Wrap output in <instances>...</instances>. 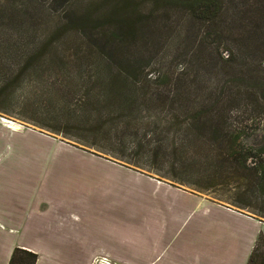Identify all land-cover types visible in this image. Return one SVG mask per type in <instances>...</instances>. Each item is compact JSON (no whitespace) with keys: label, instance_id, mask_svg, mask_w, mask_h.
<instances>
[{"label":"trees","instance_id":"trees-1","mask_svg":"<svg viewBox=\"0 0 264 264\" xmlns=\"http://www.w3.org/2000/svg\"><path fill=\"white\" fill-rule=\"evenodd\" d=\"M262 8L264 0H0V111L11 113L13 101L52 106L67 118L53 131L74 145L224 192L220 200L264 217V123L230 119L247 100L264 108V72L235 68L228 81L226 69L212 81L189 65L218 59L223 72L236 61L223 57L224 44L243 30L263 46ZM176 36V49H186L171 60L158 42ZM54 73L65 76L62 95L45 79ZM37 259L16 247L9 264ZM248 264H264L263 233Z\"/></svg>","mask_w":264,"mask_h":264},{"label":"crops","instance_id":"crops-1","mask_svg":"<svg viewBox=\"0 0 264 264\" xmlns=\"http://www.w3.org/2000/svg\"><path fill=\"white\" fill-rule=\"evenodd\" d=\"M32 134V135H30ZM0 120V264H248L264 219Z\"/></svg>","mask_w":264,"mask_h":264},{"label":"rangeland","instance_id":"rangeland-1","mask_svg":"<svg viewBox=\"0 0 264 264\" xmlns=\"http://www.w3.org/2000/svg\"><path fill=\"white\" fill-rule=\"evenodd\" d=\"M89 0H77L79 5H84L88 2ZM264 10V8H262ZM46 8H43V11L41 13V15L44 17V19H48L50 22H54L55 19H51L54 15L53 11H51V15L45 12ZM263 30H264V26H263ZM41 32H39L40 34ZM243 34V38L241 39H231L228 41V43L226 42V44H224V48L222 49L223 52V57L228 58V56H236V61L234 62H229L227 64V66L224 68V71H220L221 69V65L222 62H220V60L218 59H213L212 61L207 58L206 63L203 62L204 64H202V61H199V64H196L197 60L193 59L194 61H191V63L189 64V61H183V65H190V67L192 68V72L193 71H198L199 75L203 76L206 79H211L212 81L216 80V76L218 73H224L226 69H228L230 71V73L227 75L225 73V78L230 81L234 75L233 69H240L242 68L243 70H245L247 73L249 71L250 68L248 67H256L257 70L264 72V63H260L261 61H263L264 59V45L260 46L259 42L253 43V39L252 37L249 38V34H246V31H242L241 32ZM180 40L177 36L173 37V38H168L165 39L162 43L158 42V44H160V51L161 53L164 52L166 54V56L169 55L170 59H175V57L180 56L181 53L184 52V50L186 49L184 47L181 49H176V44L175 41ZM256 46V47H255ZM263 47V49H262ZM183 51V52H182ZM228 55V56H227ZM182 57V56H181ZM181 59V58H180ZM169 58L166 59V61H168ZM195 66V67H194ZM248 68V69H247ZM247 69V70H246ZM45 79L47 81V84H50L52 87V90L57 89L60 95L64 94L67 90L66 87V80H65V76L62 73H54L53 75L51 74H45ZM250 81V80H248ZM250 83V82H248ZM46 84V85H47ZM37 90V89H36ZM51 90V89H50ZM21 91V90H20ZM32 91V90H31ZM29 91V92H31ZM30 94V93H29ZM31 97H35L33 95H31ZM11 104V103H10ZM57 110L54 107H49L46 110H37L34 107L30 106V107H24L22 103L19 102H12L11 104V113L9 112V114L0 111V115L1 116H6L10 119H13L17 122L20 123L21 125V131H24L25 133H33V135L35 137H37V139H39L40 142V150H52V141H56V140H61L63 142L69 143L70 145L75 146L76 148H78V150H85V151H90L89 149H83L81 147H79L78 145H74L75 142L72 140H69L67 137H65L64 135H62L61 133H56L55 131H53L54 127H58V126H63L67 123V118L66 116H61V117H55V112ZM28 118H32L36 121L33 122L31 119ZM231 123H264V108L262 107H258L256 106L253 102H250V100L244 101L242 102V104H240L238 107L233 108V110L231 111ZM40 123H43V125H47L50 127H43ZM38 123V125H37ZM50 128V129H49ZM32 135V134H30ZM81 146V145H80ZM109 159V158H108ZM118 162V161H116ZM119 163V162H118ZM121 165H124L120 162ZM126 166V165H124ZM130 167V166H127ZM132 168V167H131ZM135 169V168H133ZM137 171H140L139 169H135ZM141 172H145L143 170H141ZM151 176H156L162 180H166L169 182H172L174 184H178L181 186H184L186 188H189L191 190L200 192L201 194L216 199L218 201H223L220 200L218 197L222 198V195H224V192H222L223 194H219L221 193V191L219 192H214V191H198L195 190L193 188H190L187 185H183L177 182H174L172 180H170L167 177H163L160 176L158 174L155 173H148L145 172ZM226 195H228L226 193ZM239 210H243L246 211L248 213H251L261 219H264V217H261L251 211H249L248 209H244L241 207H238L236 205H233L231 203H228L226 201H223Z\"/></svg>","mask_w":264,"mask_h":264},{"label":"bare ground","instance_id":"bare-ground-1","mask_svg":"<svg viewBox=\"0 0 264 264\" xmlns=\"http://www.w3.org/2000/svg\"><path fill=\"white\" fill-rule=\"evenodd\" d=\"M0 120L7 122L8 125H10L11 127H15L16 129L21 128V125H20L19 122L15 121L13 119H10V118H8L6 116H1L0 115Z\"/></svg>","mask_w":264,"mask_h":264}]
</instances>
